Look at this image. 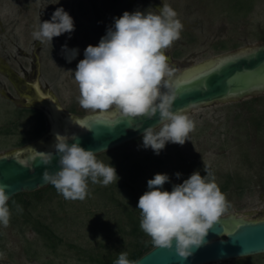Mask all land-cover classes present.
<instances>
[{
	"label": "rangeland",
	"instance_id": "374dc122",
	"mask_svg": "<svg viewBox=\"0 0 264 264\" xmlns=\"http://www.w3.org/2000/svg\"><path fill=\"white\" fill-rule=\"evenodd\" d=\"M163 4L170 5L183 24L180 39L165 52L172 75L264 44V0H0V156L19 152L23 159L26 149L48 140L46 119L26 109V85L36 86L60 115L74 121L110 114L80 107L71 72L84 59L85 48L98 45L114 18ZM61 7L73 19L74 31L54 37L51 44L34 41L31 34L38 21H49ZM64 45L69 52L78 50L71 62ZM38 102L41 112L40 105L49 108L45 101ZM187 113L195 129L183 145L167 143L156 155L142 147L141 135L97 154L115 168L118 180L108 186L89 181L83 201L66 200L54 187L46 189L49 184L38 189L43 190L38 195H14L9 226H0V252L5 254L0 264H96V259L129 251L143 231L133 229L128 219L140 222L138 199L155 174L168 175L162 190L170 192L194 171L203 177L206 168L231 205L223 215L264 219V92ZM39 118L42 131L36 134ZM21 202L25 207L18 213L14 208ZM217 264H264V254Z\"/></svg>",
	"mask_w": 264,
	"mask_h": 264
},
{
	"label": "clouds",
	"instance_id": "9594fccd",
	"mask_svg": "<svg viewBox=\"0 0 264 264\" xmlns=\"http://www.w3.org/2000/svg\"><path fill=\"white\" fill-rule=\"evenodd\" d=\"M177 12L168 4L146 12L125 11L108 28L97 46L84 50L73 75L79 95L77 101L84 110L115 112L129 121L157 119L155 126L142 132V147L159 155L167 143L183 145L195 129V122L184 108L173 110L176 94L169 84L172 69L165 54L180 39L183 24ZM74 31L71 16L61 7L56 8L49 21H38L32 32L34 41L51 44L54 37ZM68 52L71 62L78 50ZM162 89L164 91H162ZM138 130L142 125L129 124ZM69 140L73 142L69 144ZM32 149V148H31ZM54 152H37L29 160L51 165L56 158L57 171L42 173V181L52 185L66 200L83 201L88 195V182L108 186L117 183L116 170L97 159L93 150L80 146L74 134L55 135ZM25 167L28 161L20 162ZM203 177L194 171L172 190H162L169 182L166 174H155L147 181V191L138 199L140 229L154 247L172 250L186 261L198 249L213 225L231 206L215 182V177L204 168ZM177 179L180 173L175 174ZM8 185L0 184V226L7 228L12 212ZM15 204V202H13ZM22 212L20 205H15ZM5 254L0 252V258ZM114 264H137L121 251Z\"/></svg>",
	"mask_w": 264,
	"mask_h": 264
},
{
	"label": "water",
	"instance_id": "95a60500",
	"mask_svg": "<svg viewBox=\"0 0 264 264\" xmlns=\"http://www.w3.org/2000/svg\"><path fill=\"white\" fill-rule=\"evenodd\" d=\"M169 84L176 94L173 110L184 108L187 111L194 107L206 106L215 102L235 101L247 96L264 92V44L236 53L216 57L200 66L183 73L172 75ZM37 90V87H34ZM162 91H164L162 89ZM40 101H45L49 108L48 120L51 126L53 101L38 92ZM58 109L56 106H54ZM59 110V109H58ZM60 112V110H59ZM59 120L68 119L72 127L68 136L75 135L80 146L96 153L106 152L128 143L142 135L144 128L155 126L157 119L129 121L118 113L97 114L79 120L62 116ZM67 117V118H66ZM142 125L138 130L129 124ZM61 135V134H60ZM48 140L35 148L37 152H54L55 139L50 132ZM69 144L73 141L69 140ZM9 156H0V184L8 185L6 192L11 198L20 193H30L44 188L48 184L42 181V173L47 170L57 171L56 158L51 165L44 166L38 160L32 162V149ZM28 161L25 167L20 162ZM172 250L153 247L141 255L137 264H217L232 259L264 254V219L235 217L223 215L209 230L202 245L193 251L186 260H181Z\"/></svg>",
	"mask_w": 264,
	"mask_h": 264
},
{
	"label": "trees",
	"instance_id": "16d2710c",
	"mask_svg": "<svg viewBox=\"0 0 264 264\" xmlns=\"http://www.w3.org/2000/svg\"><path fill=\"white\" fill-rule=\"evenodd\" d=\"M31 111V110H30ZM39 115V114H38ZM37 123H38V125L36 126V128H35V133L36 134H39L41 131H42V127H41V122H40V118L39 119H37ZM127 188H129L128 186H126ZM53 188V186L52 185H48V188H46V189H52ZM40 191H43V190H36V191H34L33 193H35V195H38V193L40 192ZM23 194V193H22ZM24 195V194H23ZM16 197V196H15ZM13 197L11 198V200L10 201H15V199H17V198H15V199H13ZM20 206H22V207H25V204H24V202L22 203L21 202V205ZM14 209H16V207L14 208ZM127 215H129L128 213H127ZM128 220H130L129 222L133 225V229H140V222L138 221V220H131V218L129 217V219ZM24 222L25 221H27L26 219H24L23 220ZM38 224V223H37ZM41 224V223H40ZM44 230H47L46 229V227L44 228ZM45 238H46V236H45ZM47 240V239H46ZM154 246H153V244L151 243V240H150V238L145 234V233H142L141 234V236H140V239L138 240V241H136L135 243H134V245L132 246V248L129 250V251H127V253H128V259L129 260H136V259H138L141 255H143V254H145L147 251H149L150 249H152ZM116 259H118V255H115V256H113V257H111V258H109V259H96L94 262L96 263V264H114V262H115V260ZM88 260H89V258H88Z\"/></svg>",
	"mask_w": 264,
	"mask_h": 264
},
{
	"label": "flooded vegetation",
	"instance_id": "af4514ba",
	"mask_svg": "<svg viewBox=\"0 0 264 264\" xmlns=\"http://www.w3.org/2000/svg\"><path fill=\"white\" fill-rule=\"evenodd\" d=\"M21 69V68H20ZM21 71L23 72V74H25V71L23 70V69H21ZM24 88H26V90H27V99H29V102H27V101H25V103H26V109H32V110H35V111H38L39 112V114L41 115V116H43V118L44 119H46V121H47V123H48V129H47V131L45 132V137L47 136L48 137V135H49V133L50 132H52L54 135H56V134H61V135H65V134H67V132L70 130V128L72 127V124L69 122V120L68 119H65V121H60L59 119V112H58V110L54 107V110H53V115H52V118H53V120H52V124H51V126H50V124H49V120H48V115H47V112H48V110L44 107V106H42V105H40V108H42V112L40 111V110H38L39 109V107L37 106V104L35 103V100L37 101V100H39L40 101V96L38 95V92L36 91V89L34 88V87H31V86H29V85H26V87H24ZM23 88V89H24ZM31 94L36 98L35 100H34V97H32L31 98ZM10 100H12V98H10ZM34 100V101H33ZM32 101V102H31ZM40 102H44V101H40ZM40 102H38V103H40ZM67 118V117H66ZM51 127V128H50ZM42 138H44V137H42ZM29 150V148L28 149H26L25 150V152L26 151H28ZM9 156V155H8ZM13 197V196H12ZM11 197V198H12ZM11 198H10V200H11Z\"/></svg>",
	"mask_w": 264,
	"mask_h": 264
},
{
	"label": "bare ground",
	"instance_id": "6f19581e",
	"mask_svg": "<svg viewBox=\"0 0 264 264\" xmlns=\"http://www.w3.org/2000/svg\"><path fill=\"white\" fill-rule=\"evenodd\" d=\"M53 110H54V107L52 106V115H53ZM55 111V110H54ZM52 133V132H51ZM53 134V133H52ZM54 136V134H53ZM54 139H55V136H54Z\"/></svg>",
	"mask_w": 264,
	"mask_h": 264
}]
</instances>
